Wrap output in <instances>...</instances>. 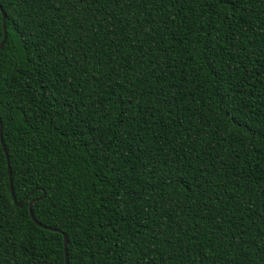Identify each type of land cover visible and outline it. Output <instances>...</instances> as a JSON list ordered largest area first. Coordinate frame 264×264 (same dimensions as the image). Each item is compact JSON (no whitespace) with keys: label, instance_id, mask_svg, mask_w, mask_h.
Instances as JSON below:
<instances>
[{"label":"trees","instance_id":"trees-1","mask_svg":"<svg viewBox=\"0 0 264 264\" xmlns=\"http://www.w3.org/2000/svg\"><path fill=\"white\" fill-rule=\"evenodd\" d=\"M0 7V264H264V0Z\"/></svg>","mask_w":264,"mask_h":264},{"label":"snow or ice","instance_id":"snow-or-ice-1","mask_svg":"<svg viewBox=\"0 0 264 264\" xmlns=\"http://www.w3.org/2000/svg\"><path fill=\"white\" fill-rule=\"evenodd\" d=\"M229 0H215L216 4H227ZM7 31V22L0 18V52H3L5 38L3 33ZM16 157L10 152L7 138L5 135V118L0 109V178L11 176L13 178V183L15 184L17 172L13 171L15 168ZM29 173L24 172L20 174V179L26 182V177ZM46 196L47 193L45 192ZM121 264H127V260H122Z\"/></svg>","mask_w":264,"mask_h":264},{"label":"water","instance_id":"water-1","mask_svg":"<svg viewBox=\"0 0 264 264\" xmlns=\"http://www.w3.org/2000/svg\"><path fill=\"white\" fill-rule=\"evenodd\" d=\"M0 10L2 12V19L5 21V17L6 15L4 14V12L2 11L1 7H0ZM4 38H5V41H6V32H4ZM5 44V43H4ZM0 47H2V45H0ZM9 181H10V193H11V196L13 198V201L16 203V206L18 208H20L22 206V202H16L15 201V197H14V192H13V189H12V186H11V176H9ZM28 212H29V215H30V218L31 220L39 227L43 228V229H46V230H50V231H56V232H59L58 230H55V229H52L50 227H46V226H43L41 225L39 222H37L35 219H34V216H33V213H32V204L29 205L28 207ZM63 238H64V253H65V264H69L68 263V258H67V239H66V236L63 234Z\"/></svg>","mask_w":264,"mask_h":264}]
</instances>
